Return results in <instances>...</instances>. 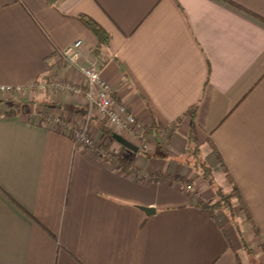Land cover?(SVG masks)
I'll return each mask as SVG.
<instances>
[{
    "label": "crops",
    "instance_id": "1",
    "mask_svg": "<svg viewBox=\"0 0 264 264\" xmlns=\"http://www.w3.org/2000/svg\"><path fill=\"white\" fill-rule=\"evenodd\" d=\"M79 13L103 26L105 45ZM76 39V64L103 65L146 147L105 136L95 113V149L53 130L52 114L81 120L82 96L0 93V264H264V0H0V85L82 86L55 54ZM189 130L216 181L228 175L246 203L254 227L234 207L246 247L193 204V192L214 194L182 162Z\"/></svg>",
    "mask_w": 264,
    "mask_h": 264
},
{
    "label": "built area",
    "instance_id": "2",
    "mask_svg": "<svg viewBox=\"0 0 264 264\" xmlns=\"http://www.w3.org/2000/svg\"><path fill=\"white\" fill-rule=\"evenodd\" d=\"M83 46L82 39H76L64 48L57 49L55 54L58 59L67 65H75L80 56V49ZM84 83L79 85L70 81H62L56 77L42 79L36 84L30 85L27 89L20 86L0 85V93L4 96L12 95L15 92L45 90L58 91L60 93H68L82 96L85 100V113L81 120L76 124L73 118L68 115L52 114L48 117L52 129L69 137L75 144L85 147L96 148L97 140L95 135V127L92 122L93 114H96L103 125L112 132H123L133 139H137L142 143L143 148L146 147L145 129L141 122L137 119L135 113L131 111L125 104L117 103L113 97V90L108 81L104 78L101 67L97 62L89 64H76ZM42 112L35 110L32 116L39 117ZM70 116V115H69ZM99 154L106 156L103 149H97ZM191 186L187 185L189 189Z\"/></svg>",
    "mask_w": 264,
    "mask_h": 264
},
{
    "label": "trees",
    "instance_id": "3",
    "mask_svg": "<svg viewBox=\"0 0 264 264\" xmlns=\"http://www.w3.org/2000/svg\"><path fill=\"white\" fill-rule=\"evenodd\" d=\"M47 1L53 2V0H47ZM77 17H79L87 25V27L93 32V34L98 38L99 43L105 45V43L109 39V34L105 31L103 26L100 25L95 19L83 13L77 14ZM99 66L102 67L103 65H99ZM23 106L25 105L23 104ZM187 112L190 114L191 118L194 117L195 114L194 109H191ZM96 124H98V128L99 131H101V133H103L105 136L113 140L112 134L114 132L106 128L101 121H98V123ZM174 128H175V123L171 127V131L174 130ZM142 148L140 149L144 151V149ZM116 160L118 165L124 170H126L128 164H130V161H128L125 157L122 156H118ZM182 162L190 166L194 171H196L204 180V182L208 185V187L213 191L214 194L213 200H206L198 192H193L192 193L193 204L196 207L203 210L205 213H207L212 219H214V221L219 227H222L224 220L229 222L234 227L236 233L238 234L241 244L244 247H246L247 243L241 231L238 216L234 208L236 204H239L240 209L244 212L246 216V219L249 221L251 226L254 227V223L253 221H251L250 215L247 212L246 203L237 185L235 184V182H233L228 178V175L226 176L228 182L227 186H224L216 181L212 169L203 158L200 145L196 141L191 130H189L187 134V144L185 145L184 148V157ZM157 178L161 180L163 179L180 180V182L183 183V185L188 184L186 179L180 178L179 176L176 175H167L165 173L163 174L161 173ZM223 232L224 235L227 237L228 235L226 234V232L224 230Z\"/></svg>",
    "mask_w": 264,
    "mask_h": 264
},
{
    "label": "water",
    "instance_id": "4",
    "mask_svg": "<svg viewBox=\"0 0 264 264\" xmlns=\"http://www.w3.org/2000/svg\"><path fill=\"white\" fill-rule=\"evenodd\" d=\"M112 138L114 140H116L117 142H119L124 147L128 148L129 150L138 151V148L139 147L137 145H135L133 142H131L129 139H127L126 137H124L123 135H121L119 133H113L112 134ZM144 210L146 212H148V213L154 211V209L148 208V207H146Z\"/></svg>",
    "mask_w": 264,
    "mask_h": 264
},
{
    "label": "rangeland",
    "instance_id": "5",
    "mask_svg": "<svg viewBox=\"0 0 264 264\" xmlns=\"http://www.w3.org/2000/svg\"><path fill=\"white\" fill-rule=\"evenodd\" d=\"M23 94L22 92L20 93V95ZM23 96V95H22ZM15 97V96H14ZM17 98V97H16ZM243 224V222H242ZM251 255V254H250ZM251 257V256H250ZM252 261H248L249 264H260V261L258 260L257 256H255L254 258H252Z\"/></svg>",
    "mask_w": 264,
    "mask_h": 264
}]
</instances>
